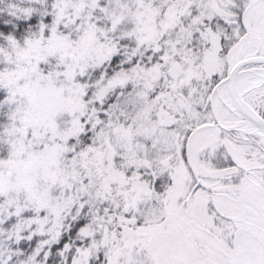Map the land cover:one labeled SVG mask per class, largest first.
<instances>
[{
	"label": "snow or ice",
	"instance_id": "obj_1",
	"mask_svg": "<svg viewBox=\"0 0 264 264\" xmlns=\"http://www.w3.org/2000/svg\"><path fill=\"white\" fill-rule=\"evenodd\" d=\"M0 264H264V0H0Z\"/></svg>",
	"mask_w": 264,
	"mask_h": 264
}]
</instances>
